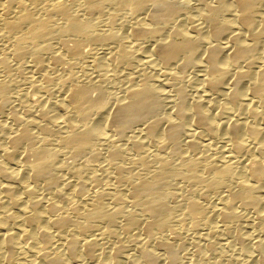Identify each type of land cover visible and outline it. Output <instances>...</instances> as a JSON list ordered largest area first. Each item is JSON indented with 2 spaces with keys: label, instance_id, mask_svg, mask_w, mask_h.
Returning <instances> with one entry per match:
<instances>
[{
  "label": "bare ground",
  "instance_id": "1",
  "mask_svg": "<svg viewBox=\"0 0 264 264\" xmlns=\"http://www.w3.org/2000/svg\"><path fill=\"white\" fill-rule=\"evenodd\" d=\"M191 1L0 0V264H156L164 251L175 264L178 227L200 220V239L232 233L264 264V0ZM87 57L83 80L64 75ZM113 62L127 72L115 101L101 85ZM19 82L30 90L11 93ZM85 152L104 157L107 185L85 190ZM241 208L257 238L237 230Z\"/></svg>",
  "mask_w": 264,
  "mask_h": 264
},
{
  "label": "rangeland",
  "instance_id": "2",
  "mask_svg": "<svg viewBox=\"0 0 264 264\" xmlns=\"http://www.w3.org/2000/svg\"><path fill=\"white\" fill-rule=\"evenodd\" d=\"M194 1V0H193ZM193 1H191V7L190 8H194V6L196 5V1L193 3ZM190 10H192V9H190ZM106 26V23H104V22H101V23H99L98 25H97V28H99V29H104V27ZM89 44V43H88ZM88 44H86L87 46H89L90 47V45H88ZM86 45H85V48L87 49V47H86ZM88 47V48H89ZM88 58L90 59V57H87L86 59L84 58L83 59V61L81 60V61H79V62H74L75 64H73L72 62L71 63H65V67L68 69V71H67V69L64 71V75H71L73 72L75 73H73L74 75H78L79 77V80L78 81H81V80H83L84 79V77L83 76H85V71H87V70H89L88 72H91L90 70V66L88 67L87 65H88V63L86 62L87 60H88ZM29 58L27 57L26 58V60H28ZM87 64H86V63ZM78 63V64H77ZM14 65H12L13 67H15L14 69H13V71H14V73H16V74H18L17 72H18V69H16V63L14 62L13 63ZM16 64V65H15ZM86 64V65H85ZM117 62H113V65L114 66H116L117 67ZM68 65V66H67ZM70 65V66H69ZM73 65V66H72ZM75 65V66H74ZM80 66V67H79ZM118 66H120V67H117V68H115L114 67V70H113V72L114 73H116V72H118L117 73V75L115 74L114 75V73L112 72V74L111 75H109V76H114L113 78H110L111 80H109V79H107V78H104L103 80H102V88H103V90H104V92L106 91V93L108 94L109 93V99L112 101H115L117 98H119L121 95H122V93H123V91L121 90L124 86H125V82L127 83V77H126V74L125 73H127L125 70H124V67L122 66V65H118ZM70 67V68H69ZM72 68V69H71ZM85 68V69H84ZM123 68V69H122ZM82 69H84V70H82ZM87 69V70H86ZM118 69V70H117ZM120 69H122V70H120ZM82 70V71H81ZM124 70V71H123ZM189 70V71H188ZM187 70V72L186 73H188V76H192L193 74H194V72H193V69H188ZM190 70H192V72L190 71ZM27 71V70H26ZM71 71H73V72H71ZM120 71V72H119ZM123 71V72H122ZM189 72H190V75H189ZM27 73H28V71H27ZM26 73V74H27ZM77 73H79V74H77ZM120 73L122 74V75H120ZM192 73V74H191ZM120 75V76H119ZM125 75V76H124ZM154 77H156L157 76V74L154 72ZM108 76V77H109ZM81 77V78H80ZM119 77V78H118ZM123 77H124V79H123ZM83 78V79H82ZM126 78V79H125ZM190 78V77H189ZM193 80H194V78H193ZM193 80H192V78L190 79V82L189 81H186L185 82V85H188V83L190 84V85H188L186 88H188L187 89V92H188V95L191 93V96H192V94H193V92H194V89H195V87H194V85H196V83L195 82H197L196 80H194V82H193ZM106 81H108V82H106ZM125 81V82H124ZM191 81H192V83H191ZM115 84H114V83ZM119 83V84H118ZM21 84V85H20ZM121 84H122V86H121ZM191 84H192V86H191ZM194 84V85H193ZM26 85V86H25ZM104 85V86H103ZM106 85V86H105ZM116 85V86H115ZM121 86V88H120V86ZM124 85V86H123ZM108 86V87H107ZM120 88V90H119V88ZM192 87V88H191ZM16 88V89H15ZM194 88V89H193ZM107 89V90H106ZM190 89H191V91H190ZM14 90H18L17 92H19V91H26V90H30V86L28 87V84L27 83H24V82H19V83H17L14 87H13V90H12V92L11 93H14V94H16V91H14ZM113 90V91H112ZM32 91V90H31ZM94 91H96V90H93V94L95 95V93H97V91L96 92H94ZM115 91H117L119 94H120V96L119 97H117L116 98V95L118 96V93L117 92H115ZM33 92V91H32ZM31 92V93H32ZM190 92V93H189ZM56 93V94H55ZM111 93V94H110ZM195 93V92H194ZM34 95H35V91H34V93H33ZM54 94V95H53ZM36 95H37V93H36ZM53 95V96H52ZM52 95L50 94V96H49V94H47L46 95V98L44 99L45 101L46 100H48V98L49 99H54L56 96H57V92L56 91H54V93H52ZM194 95V94H193ZM52 96V97H51ZM112 97V98H111ZM113 97H115V98H113ZM168 102V103H167ZM163 103H165L167 106H165V104H163ZM163 106H161V108H160V110H159V115L162 113V116H164L165 114H168L169 112H171V110H173V106H172V104L173 103H171V102H169L166 98L165 99H163ZM170 105V106H169ZM72 106V105H71ZM170 107V108H169ZM113 109L111 110V108L109 109L110 110V113L108 114L109 115V118H111V119H108L107 120V125H108V127L110 128V130L112 131V133L114 134L113 136H115L114 138H118L119 137V133L117 132L118 131V122L115 120V118H112V115H113V113H114V110H115V107H112ZM167 109V110H166ZM7 111V112H6ZM6 111L2 114H0V120L1 121H4V122H11V118H10V113H9V108H7L6 109ZM109 112V111H108ZM111 114V115H110ZM2 115V116H1ZM5 115V116H4ZM9 116V117H8ZM111 116V117H110ZM5 117H6V119H7V121H6V119H5ZM8 117V118H7ZM9 119V120H8ZM113 119V120H112ZM115 120V121H114ZM108 121H110L109 123H108ZM112 121H114V122H112ZM115 123V124H114ZM111 125H113V126H111ZM117 126V127H116ZM112 127H113V129H112ZM114 127H116V128H114ZM117 129V130H116ZM115 132H117V133H115ZM118 135V136H117ZM117 136V137H116ZM121 141H123V140H121ZM121 141H119V142H121ZM97 145V147H98V150H99V148H100V152L104 155V154H106L107 153V144H102V143H97L96 144ZM104 145V146H103ZM102 147V148H101ZM105 148V149H104ZM132 150V151H131ZM102 151H105V153L104 152H102ZM128 151V154L129 155H131L132 153L134 154L135 153V151L133 150V149H128L127 150ZM134 151V152H133ZM132 152V153H131ZM87 153V154H86ZM82 156H85V157H82ZM81 157V161H82V164H83V166H84V172H83V179H84V181H86V184H87V187H86V189L85 190H87V188H89L90 187V185H88V183H92V182H97V181H99L98 183H99V185H98V188H99V186L101 185H103V186H105V185H107V182H109V179L107 178L108 176H107V172H106V170L104 169V163H106V161H104L105 159H104V157L102 158H99V159H91V157H89L88 156V152H85V154L84 155H82ZM90 159H89V158ZM87 158V160H85ZM69 160V162H72L73 161V158L72 157H70V156H68L67 157V161ZM84 160V161H83ZM89 160H92L91 162H93V163H91ZM97 163H96V162ZM100 161V162H99ZM87 162L88 163H90V164H88L87 165ZM104 162V163H103ZM85 163V164H84ZM95 163V164H94ZM100 164H102L101 165V167H100ZM90 165L92 166L91 168H89L90 167ZM99 165V166H98ZM88 166V167H87ZM94 166H97V168L96 167H94ZM103 167V168H102ZM91 169V170H90ZM95 171V173H93L94 171ZM105 170V173H104V170ZM88 170V171H87ZM92 172V173H91ZM102 173V174H101ZM91 174H92V177H91ZM96 174V178H95V176L94 175ZM97 175H99V176H97ZM107 176V177H106ZM84 177H86V178H84ZM90 177V178H89ZM98 177H99V179H98ZM107 178L105 181H104V178ZM89 178V179H88ZM103 179V181L104 182H102V179ZM93 179V180H92ZM96 179H98V180H96ZM101 180V181H100ZM90 181V182H89ZM94 182V183H95ZM102 182V183H101ZM93 183V184H94ZM105 184V185H104ZM89 186V187H88ZM96 189H97V187H96ZM40 191V190H39ZM42 191V190H41ZM86 194V193H85ZM74 202V201H73ZM246 212H245V211ZM241 211H242V213L245 215V216H243V219H242V222H241V224L239 223V225L237 226V230L239 231V232H241V233H243V234H253V236L254 237H256L257 236V224H255V223H251V222H247L246 221V218H249V216L252 214L251 212V210L250 209H248V208H241ZM58 212V211H57ZM246 214H248V217H247V215ZM217 220H219V218L217 217ZM245 220V221H244ZM216 221V220H215ZM215 221L213 222V223H215ZM249 221V220H248ZM244 222V223H243ZM188 223V224H187ZM199 223H202V224H199ZM199 223H198V226L197 227H199V228H197V227H194L195 229H193L192 227L190 228V225H191V223L190 222H186V224H184L183 226H181V227H178V232H180L179 234L181 235V236H183V237H181V241L180 242H178L177 243V245L175 246V248H174V252H176L175 254L177 255L176 256V261H178V262H176L175 264H260V263H257V262H259V261H257V260H254V259H252V258H250L249 257V255L248 254H250L251 252H253V246L251 245V244H248V243H246L245 245H247V246H245V248H243V249H241V248H239V247H242L243 245H241L242 244V240L241 239H235L234 238V236L232 235V233H226V234H223V235H221L220 234V236L218 235H216V234H211L212 235V237H211V240H212V245H210V244H208V242H207V240H205V239H200L198 236H196V235H198L200 232L202 233V231L204 230V232H206V230L208 231H210V228H211V226L212 225H210L209 223H206L204 220L202 221V220H200L199 221ZM213 223H211V224H213ZM203 224H205L206 225V227H205V225H203ZM246 224V225H245ZM201 225V226H200ZM250 225V226H249ZM203 226V227H202ZM182 227H183V229H182ZM186 227H187V229H186ZM189 227V228H188ZM202 227V228H201ZM210 227V228H209ZM252 227V228H251ZM185 228V229H184ZM191 229V230H190ZM198 229V230H197ZM212 229V228H211ZM183 230V231H182ZM200 230V231H199ZM195 231H197V232H195ZM143 232V231H142ZM177 231L175 232V231H168V234L172 237V236H176V233H178ZM172 235H171V234ZM182 233H183V235H182ZM196 233V234H195ZM234 233V232H233ZM175 234V235H174ZM193 235H195V236H193ZM210 235V236H211ZM215 235V236H214ZM217 236V237H216ZM232 236V237H231ZM190 237V238H189ZM194 238L193 240H195V241H192V238ZM218 237H223V239L221 238H218ZM228 238V240H232V243L231 242H229V244H227V243H225L226 242V240H227V238ZM189 238V239H188ZM196 238V239H195ZM210 238V237H209ZM213 238H215V239H213ZM226 238V239H225ZM257 238V237H256ZM183 240H185V241H183ZM196 240L199 242V244L201 243V245L200 246H202L201 248H199V244H198V242H196ZM201 240V241H200ZM203 240H204V242H203ZM213 240L215 241V243L213 242ZM240 242H239V241ZM24 241V242H23ZM33 239L31 238V237H29V238H24V239H22L20 242H21V244L23 245V246H26V244L27 245H30V244H32L33 242ZM64 241H66L65 239H61L60 241H57V243H58V245H61L62 246V243L64 242ZM24 244H23V243ZM60 242H62L61 244H60ZM195 242V243H194ZM217 242V243H216ZM220 242H222V243H220ZM237 242V243H236ZM28 243H30V244H28ZM205 245H204V244ZM207 243V244H206ZM181 244H182V246H181ZM190 244V245H189ZM203 244V245H202ZM219 245V247H218V245ZM192 245V246H191ZM208 245H210V246H212V247H210V246H208ZM213 245H216V246H213ZM198 246V248H196V250H195V247H197ZM223 246V247H222ZM207 247V248H206ZM215 247V248H214ZM177 248H178V250H177ZM211 248V249H210ZM218 248V249H217ZM224 248V249H223ZM197 249H199L200 251L198 252L197 251ZM214 249V250H213ZM224 251H223V250ZM175 250H177V251H175ZM189 250V251H188ZM202 250V251H201ZM219 250V251H218ZM242 250V251H241ZM163 252V250H160V253H162ZM196 251V252H195ZM204 251V252H203ZM238 251V252H237ZM203 252V253H202ZM223 252V253H222ZM164 254V256L161 258V259H159L160 261H158V262H156V264H172V263H170L169 262V260L167 259V255H168V253L166 254V252L164 251L163 252ZM198 256H197V255ZM204 254V255H203ZM223 254H225V255H223ZM221 255V256H220ZM227 255V256H226ZM231 255V256H230ZM234 255V256H233ZM226 256V257H225ZM246 256H248V257H246ZM10 259V258H9ZM8 259V260H9ZM7 260V259H6ZM11 260V259H10ZM17 259H12L11 261H3L2 262V264L4 263V264H17L16 261ZM243 260V261H242ZM246 260H248V261H246ZM251 260V261H250ZM225 261V262H224ZM245 262V263H244ZM44 264H57V262H55L54 260H52V259H50V258H48V259H46L45 261H44ZM153 264H155V263H153Z\"/></svg>",
  "mask_w": 264,
  "mask_h": 264
}]
</instances>
